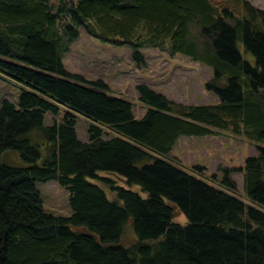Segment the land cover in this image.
Listing matches in <instances>:
<instances>
[{"label": "trees", "instance_id": "trees-1", "mask_svg": "<svg viewBox=\"0 0 264 264\" xmlns=\"http://www.w3.org/2000/svg\"><path fill=\"white\" fill-rule=\"evenodd\" d=\"M234 3L0 0V76L21 90L17 106L0 107V155L26 163L0 162V264H264V11ZM80 30L130 47L140 65L139 51L154 48L209 67L204 86L217 102L175 103L142 84L146 111L136 118L104 81L65 69L62 55ZM60 112L44 126L47 113ZM78 115L90 121L87 142ZM215 130L262 144L236 169L244 199L232 170L219 189L201 167L186 172L168 160L180 136ZM34 132L49 148L41 164ZM48 181L68 191L70 216L44 210L36 183ZM181 214L185 223L174 222ZM128 224L129 246L121 243Z\"/></svg>", "mask_w": 264, "mask_h": 264}, {"label": "rangeland", "instance_id": "rangeland-1", "mask_svg": "<svg viewBox=\"0 0 264 264\" xmlns=\"http://www.w3.org/2000/svg\"><path fill=\"white\" fill-rule=\"evenodd\" d=\"M226 1L234 5V0ZM252 7L264 11V0H244ZM216 3V2H215ZM144 62L137 64L132 58V50L128 46L115 47L93 39L80 30L79 38L70 45L69 51L62 55L63 65L67 71L83 77L86 81H104L109 87V93L117 98L129 101L133 106L136 118L146 111L138 100V85H146L168 100L185 105H207L217 102L216 97L205 89V82L212 76L209 67L191 60L181 54L170 55L168 52L154 48H144L139 51ZM244 55V54H243ZM248 54L244 55L247 59ZM20 86L15 82L0 76V107L4 99L18 105ZM62 113L51 115L47 113L44 126L60 122ZM90 121L82 116L76 117V131L82 142L88 141ZM31 142L38 144L41 156L39 164L50 158L49 148L38 132L29 135ZM42 140V141H41ZM38 142V143H37ZM261 143L251 141L243 135H235L230 131L215 130V134L207 136H180L168 154V160L190 172L193 167H201L203 179L222 189L219 182L227 170L228 175L237 187V195L244 199L243 174L236 169L243 166L249 156L257 155V147ZM0 162L12 167H25L16 152L7 151L0 155ZM235 169V170H234ZM213 178V179H212ZM92 182L97 183L92 180ZM36 187L43 200L46 212L56 216L68 217L72 214L69 205V193L56 181L37 182ZM141 196L142 193L133 188ZM109 199L111 194L106 189ZM174 222L184 224V216L178 215ZM134 240L131 225L128 224L121 238V243L129 246Z\"/></svg>", "mask_w": 264, "mask_h": 264}, {"label": "crops", "instance_id": "crops-1", "mask_svg": "<svg viewBox=\"0 0 264 264\" xmlns=\"http://www.w3.org/2000/svg\"><path fill=\"white\" fill-rule=\"evenodd\" d=\"M100 175H101V176H103V175H104V176H107V175H105V174H100ZM110 177H111V178H114V177H112V176H110ZM115 180H116V179H115Z\"/></svg>", "mask_w": 264, "mask_h": 264}]
</instances>
